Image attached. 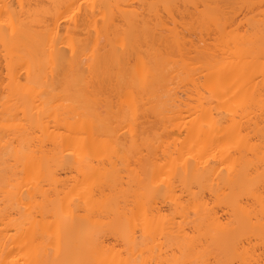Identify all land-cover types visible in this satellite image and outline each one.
I'll list each match as a JSON object with an SVG mask.
<instances>
[{"label":"bare ground","instance_id":"6f19581e","mask_svg":"<svg viewBox=\"0 0 264 264\" xmlns=\"http://www.w3.org/2000/svg\"><path fill=\"white\" fill-rule=\"evenodd\" d=\"M261 247L264 0H0V264Z\"/></svg>","mask_w":264,"mask_h":264},{"label":"rangeland","instance_id":"374dc122","mask_svg":"<svg viewBox=\"0 0 264 264\" xmlns=\"http://www.w3.org/2000/svg\"><path fill=\"white\" fill-rule=\"evenodd\" d=\"M262 249H264L263 247H261V248H259V250H262ZM235 263V262H234ZM235 264H238V262L236 261V263Z\"/></svg>","mask_w":264,"mask_h":264}]
</instances>
